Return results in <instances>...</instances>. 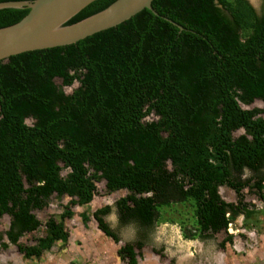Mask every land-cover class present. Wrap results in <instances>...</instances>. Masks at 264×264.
<instances>
[{
    "label": "trees",
    "instance_id": "1",
    "mask_svg": "<svg viewBox=\"0 0 264 264\" xmlns=\"http://www.w3.org/2000/svg\"><path fill=\"white\" fill-rule=\"evenodd\" d=\"M21 1L33 0L0 3ZM113 1L93 0L63 26ZM150 9L75 43L0 61V218L8 217L0 249L10 244L36 259L64 246L69 206L89 204L99 181L107 194L126 192L115 201L120 223L147 227L159 212L187 209L193 232L185 237L222 233V250L236 216L260 222L241 202L246 183L236 178L264 167V0L257 9L246 0H151ZM26 13L1 8L0 28ZM256 100L262 108H241ZM263 183L259 176L251 187L264 204ZM219 187L234 192L235 204ZM51 197L69 198L58 220L47 217L33 245L18 243L40 227L32 211ZM109 211L91 217L116 244ZM79 217L85 225L86 213ZM141 246L125 242L116 257L137 264Z\"/></svg>",
    "mask_w": 264,
    "mask_h": 264
},
{
    "label": "rangeland",
    "instance_id": "2",
    "mask_svg": "<svg viewBox=\"0 0 264 264\" xmlns=\"http://www.w3.org/2000/svg\"><path fill=\"white\" fill-rule=\"evenodd\" d=\"M246 1L254 9L259 7L260 0ZM55 83L59 84V81ZM76 85L73 83L69 87H63L62 91L69 94ZM252 107L262 108L263 104L256 100L249 106H241L243 109ZM151 118L153 117L148 116L147 119ZM26 123L29 125L30 120ZM240 133L241 131L238 130L233 132L232 136L236 137ZM64 173L65 170L61 175ZM259 176H264V167L258 172L243 169L236 179L246 183L241 190V202L247 209L257 212L255 220L260 222L258 225L253 223L250 225V221L245 222L241 215L236 216L229 226L232 244L224 250L216 245L217 241L223 238L222 233L213 238L197 237L190 240L185 237L183 231L193 232V228L186 221V219L190 220V212L187 209L159 212L153 224L147 227L136 222L120 223L117 220L115 201L125 196L126 192L120 190L107 194L103 182L99 181L95 183V194L89 204L84 207L69 206L73 215L63 220V226L68 233L67 243L64 246L57 242L37 260H28L23 259L12 245L7 244L6 249H0V264H126L115 254L116 249L125 242L142 243L139 249L140 257L136 258L137 264H264V204L251 187ZM218 194L224 202L235 204L237 201L234 192L226 187H219ZM68 199L62 197L56 200L51 197L47 206L41 210H33L32 213L41 225L36 231L23 234L18 239V243L24 246L33 245L35 240L43 235V222L49 216L58 220V214L61 213L63 206L68 205ZM102 206L110 207L104 219L119 239L116 244L97 230L91 217V213ZM81 212H85L88 217L85 225L81 223L79 217ZM180 222L184 224L180 225ZM7 224L8 217H1V235L6 230ZM248 226L250 229H243ZM2 238L6 242L3 236Z\"/></svg>",
    "mask_w": 264,
    "mask_h": 264
},
{
    "label": "water",
    "instance_id": "3",
    "mask_svg": "<svg viewBox=\"0 0 264 264\" xmlns=\"http://www.w3.org/2000/svg\"><path fill=\"white\" fill-rule=\"evenodd\" d=\"M93 0H33L2 2L1 8L27 9L18 22L0 28V61L24 52L75 43L113 27L140 10L150 9L151 0H114L105 9L74 24L63 23Z\"/></svg>",
    "mask_w": 264,
    "mask_h": 264
},
{
    "label": "clouds",
    "instance_id": "4",
    "mask_svg": "<svg viewBox=\"0 0 264 264\" xmlns=\"http://www.w3.org/2000/svg\"><path fill=\"white\" fill-rule=\"evenodd\" d=\"M231 223L228 224V227H227V233L230 234V231H229V226H230ZM231 235V234H230ZM232 236V235H231ZM232 244V243H231ZM14 247V246H12ZM15 248V247H14ZM15 250L17 251V249L15 248ZM18 252V251H17ZM19 253V252H18Z\"/></svg>",
    "mask_w": 264,
    "mask_h": 264
},
{
    "label": "crops",
    "instance_id": "5",
    "mask_svg": "<svg viewBox=\"0 0 264 264\" xmlns=\"http://www.w3.org/2000/svg\"><path fill=\"white\" fill-rule=\"evenodd\" d=\"M44 252H45V251H44ZM46 252H47V251H46ZM17 253H18V252H17ZM18 254H20V253H18ZM42 254H43V252L41 253V255H42ZM20 255H21V257H22L23 259H25V258L22 256V254H20ZM41 255H40V256H41ZM37 259H38V258H36V259H35V258H31L30 260H37ZM28 260H29V259H28Z\"/></svg>",
    "mask_w": 264,
    "mask_h": 264
},
{
    "label": "flooded vegetation",
    "instance_id": "6",
    "mask_svg": "<svg viewBox=\"0 0 264 264\" xmlns=\"http://www.w3.org/2000/svg\"><path fill=\"white\" fill-rule=\"evenodd\" d=\"M247 223H249V222L247 221ZM249 224L252 225L251 222ZM244 226H247V225H244ZM248 228L250 229L249 226L248 227H244L243 229L248 230Z\"/></svg>",
    "mask_w": 264,
    "mask_h": 264
}]
</instances>
